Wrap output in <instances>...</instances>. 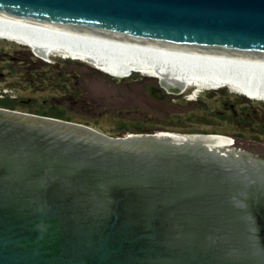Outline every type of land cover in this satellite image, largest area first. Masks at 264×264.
<instances>
[{
    "label": "water",
    "instance_id": "obj_1",
    "mask_svg": "<svg viewBox=\"0 0 264 264\" xmlns=\"http://www.w3.org/2000/svg\"><path fill=\"white\" fill-rule=\"evenodd\" d=\"M0 21L264 56V0H0ZM0 264H264V142L0 107Z\"/></svg>",
    "mask_w": 264,
    "mask_h": 264
},
{
    "label": "bare ground",
    "instance_id": "obj_2",
    "mask_svg": "<svg viewBox=\"0 0 264 264\" xmlns=\"http://www.w3.org/2000/svg\"><path fill=\"white\" fill-rule=\"evenodd\" d=\"M5 37L28 45L44 58L61 54L112 75L134 70L160 78L165 90L174 94L194 87L190 97L195 98L203 88L225 86L264 99V56L197 52L0 21V38Z\"/></svg>",
    "mask_w": 264,
    "mask_h": 264
},
{
    "label": "rangeland",
    "instance_id": "obj_3",
    "mask_svg": "<svg viewBox=\"0 0 264 264\" xmlns=\"http://www.w3.org/2000/svg\"><path fill=\"white\" fill-rule=\"evenodd\" d=\"M5 39L0 38V70L2 71H5L3 66L8 64L7 62L10 57H15L19 61L24 62V64L34 61V58L40 64L42 62L46 64L60 62V60L67 59L74 61L67 63L66 69L71 70L81 80L82 98L68 97L67 95V105L72 108L67 115L72 117V121L87 123L108 134L120 132L116 129L118 126L113 118L116 119L118 110L122 109L133 111L131 113L132 116L129 117L134 119H145L146 117L157 121L159 124L171 125H179V122H186L192 116L197 119L202 118L203 114L200 110L203 104L205 102L215 103L217 100H225L227 103H234L236 107H246L250 111L255 110L261 115L264 114V99L254 98V101L249 103L236 97L240 95L246 98V94L244 95L225 86L203 88L195 98L190 97L194 87H187L184 91L177 94L176 97L178 98H176L175 102L166 103L162 100L159 101L155 97H149L148 93L151 92L150 86L157 85L160 78L145 75L134 70L111 75L94 67L87 61L65 57L61 54H51L49 58L42 56L44 59L42 60L36 57L34 50L28 45L20 44L15 40ZM45 74H48L47 71L44 72ZM11 81V78L6 77V79L0 81V87H5ZM162 91L163 89L159 93L163 94ZM18 93L25 101H23V104L30 102L28 98L41 99L49 98V95L58 96L60 94L58 90H39L24 83ZM23 111L27 110L23 109ZM160 126L162 127V125ZM199 127H202V125H199ZM175 128V130L179 129V127ZM157 129L159 131H172L170 128ZM226 129L231 130L233 127L226 126Z\"/></svg>",
    "mask_w": 264,
    "mask_h": 264
},
{
    "label": "flooded vegetation",
    "instance_id": "obj_4",
    "mask_svg": "<svg viewBox=\"0 0 264 264\" xmlns=\"http://www.w3.org/2000/svg\"><path fill=\"white\" fill-rule=\"evenodd\" d=\"M72 63L69 59L60 60V62H51V63H41L38 67L39 71H52L57 72L58 83H52L48 86L38 85L36 86L39 90L53 89L54 91H59V97L55 95H49V98H32L26 106L27 110L39 111L41 113H53V114H68L72 110L71 106L67 105V95L68 97L82 98V89L80 84L82 83L79 80L76 74H73L71 70L66 69L67 63ZM5 63V62H4ZM5 68V71L0 70V81L6 79V77L11 78L12 80L16 78V86L0 87V98L10 97L18 98L20 87L22 86L23 71L25 70V64L22 61H19L15 57H10ZM46 69V70H43ZM29 70V69H28ZM17 74V75H14ZM16 76V77H15ZM48 75H42V78L47 79ZM53 78V76L51 77ZM159 81V80H158ZM61 85H58V84ZM45 89H44V88ZM163 89V94H160L159 91ZM151 92L148 93L149 97H155L157 100H162L166 103L171 101L175 102L178 98L177 94L167 92L165 88L160 84V81L157 85L150 86ZM88 103V102H86ZM202 118L189 117V120L186 122H179V129L182 130H193L195 132L203 133H218L224 134L229 137L236 139L246 140V141H256L264 142V114L261 115L255 110L250 111L246 107H236L233 104L229 106L226 105L225 100H217L215 103H204L201 107ZM131 110H118L117 118H113L117 123L116 129H153L160 128L173 129L176 124H164L157 123L153 119H134L129 116H132ZM155 121V122H154ZM232 121H237V129H226V126H231ZM255 121V122H253ZM250 124V125H249ZM253 124V125H252ZM162 125V127L160 126ZM202 125V127H199ZM184 126V127H183ZM235 126V125H234ZM229 130V131H228Z\"/></svg>",
    "mask_w": 264,
    "mask_h": 264
},
{
    "label": "trees",
    "instance_id": "obj_5",
    "mask_svg": "<svg viewBox=\"0 0 264 264\" xmlns=\"http://www.w3.org/2000/svg\"><path fill=\"white\" fill-rule=\"evenodd\" d=\"M5 40H8V39H5ZM36 60L37 59L34 58V61L26 62V64H25L26 68L23 71V76L24 77L22 79V82H20V83H22V85L24 83L25 85H28V86H31V87H36L38 85H44V86L46 85V86H48L49 84H52V83L53 84L54 83H58L59 80L57 79L58 78L57 77V75H58L57 72L47 71V73H48L47 74L48 75L47 79L46 78H42V75L44 74V72L38 70V68H39L38 66L40 65V62L36 61ZM14 75H17V74H14ZM52 76H53V78H51ZM16 85H17L16 78H14L8 84V86H16ZM58 85H61V84L59 83ZM236 97H238L240 100H246L249 103L254 101L253 99H250L248 97L245 98L244 96H240V95L236 96ZM28 100H30V98H28ZM23 101L24 100H23V98L21 96H19L18 98L2 97V98H0V107L11 108V109H19V110H23V109L27 110L26 109L27 104H23L25 102V101L24 102ZM26 101H27V99H26ZM230 104H233V106H235L234 103H227L226 102L227 106H229ZM27 112H31V113H35V114H39V115L50 116V117H55V118H60V119H65V120H71L72 121V117H69L66 114L41 113L39 111H34L33 112L31 110H27ZM253 122H255V121H253ZM85 124H87V123H85ZM236 124H237V121H232L231 127H233V129H237V128H235ZM175 127H182V126L176 125ZM175 127L173 129H171V130L172 131H177V132H195L193 130H190V131H184L182 129L181 130H179V129L175 130L176 129ZM119 131H120L119 133H116V134L114 133V134H111V135L120 136V135H124L126 133L155 132V131H159V129H157V128L146 129V130L145 129H129V130L128 129H123V130H119Z\"/></svg>",
    "mask_w": 264,
    "mask_h": 264
}]
</instances>
